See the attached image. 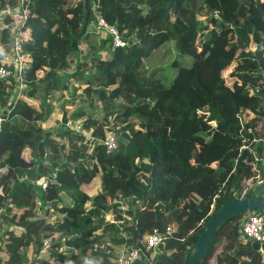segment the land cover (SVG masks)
Instances as JSON below:
<instances>
[{
    "label": "trees",
    "instance_id": "1",
    "mask_svg": "<svg viewBox=\"0 0 264 264\" xmlns=\"http://www.w3.org/2000/svg\"><path fill=\"white\" fill-rule=\"evenodd\" d=\"M19 2L0 0V12ZM27 10L16 101V79H0V264H116L105 237L145 248L155 231L166 236L152 264H183L220 206L264 196V0H30ZM99 16L125 46L92 29ZM16 20L0 16L4 45ZM171 40L193 62L174 60L167 84L141 66ZM71 79L103 111L63 108L62 127H49L52 96ZM108 131L118 141L111 153ZM26 172L46 176V187ZM242 215L215 230L198 264H264V243L241 236Z\"/></svg>",
    "mask_w": 264,
    "mask_h": 264
},
{
    "label": "built area",
    "instance_id": "2",
    "mask_svg": "<svg viewBox=\"0 0 264 264\" xmlns=\"http://www.w3.org/2000/svg\"><path fill=\"white\" fill-rule=\"evenodd\" d=\"M30 0H20L19 4L13 7H8L5 11L0 12V16H5L6 14H15L18 16V20L11 23V33H10V43L4 45L0 43V79L14 77L16 79V89L13 93L12 101H16L24 88L22 70L26 63L23 57V47L26 38L29 36L28 28H24V23L28 17L27 5ZM92 29L101 34L102 36H107L111 34L113 36L114 46H125L126 41L119 34L116 25H110L102 16H99L95 25H92ZM3 108L0 106V129L1 123L3 121ZM65 125L73 129L76 132H83L82 121L80 119L69 118ZM88 136L89 133H87ZM261 140V139H259ZM105 145L107 147V152L111 153L115 150L118 145L116 135L108 131L105 138ZM262 170L264 172V162ZM56 175V173H54ZM259 177L260 189L264 191V178L261 177V171L257 174ZM42 187H46L48 179L43 176L41 179H35ZM3 192L2 186L0 185V194ZM243 197V196H242ZM172 229L170 225L167 229L169 233ZM241 236L244 238L254 239L260 243H264V213L248 210L243 213L242 219L240 221ZM166 232L155 231L153 233H147L144 237L143 244L145 248L136 247L132 245H123L121 250L115 253L113 260L116 264H152L154 257L157 254V249L159 245L165 240ZM45 247L50 245V240L45 239ZM262 252L264 248L261 247ZM40 257L37 256V259ZM25 264H32L27 262Z\"/></svg>",
    "mask_w": 264,
    "mask_h": 264
},
{
    "label": "rangeland",
    "instance_id": "3",
    "mask_svg": "<svg viewBox=\"0 0 264 264\" xmlns=\"http://www.w3.org/2000/svg\"><path fill=\"white\" fill-rule=\"evenodd\" d=\"M108 33V36H112L111 34ZM96 35L91 38L88 42H93ZM103 37H99V39H102ZM86 47L84 48V51L89 47L87 45V42L85 43ZM255 48V46H253ZM82 56V55H81ZM77 59V57H76ZM178 59L179 62H185L187 63H192L193 58L190 55H181L180 51H178L174 40L168 41L165 43L163 46L158 48L157 50L153 51L148 57H146L143 61V64L141 66V71L149 75L151 77H160L165 83L169 84L172 79L174 78L175 74L178 71V65L174 64L173 61ZM77 66V61H73L72 67L70 68L71 70L76 69ZM66 72V73H65ZM226 75L229 74V72H225ZM61 75L64 78V83L70 79L69 77V71H62ZM70 88L72 89H58L54 92V95L52 96L53 102L56 101L55 103V112L61 111L63 108L69 110V114L74 113L75 109H78V107L84 106L86 110L95 113L96 115L101 113L104 108V104L102 101L96 96H87L82 93L81 90L75 91L76 89H79L81 86H75L74 82L70 81L69 83ZM82 94V96L80 95ZM124 102L123 99H119L118 103ZM82 109V108H81ZM98 116V115H97ZM49 123V122H48ZM49 127H53L57 129L58 127H62V124L56 123L54 119H51L50 123L47 124ZM30 152V149L27 148L24 152L25 155H28ZM26 177V176H25ZM262 177V175H261ZM259 180V177H256ZM253 179H251L252 181ZM36 182V181H34ZM259 182V181H258ZM264 186V184H263ZM92 187V186H90ZM140 203V200H138V204ZM89 204L88 206H90ZM243 216V215H242ZM240 218V217H239ZM106 220H112L113 216L107 215L105 217ZM242 217L239 219V223L241 221ZM6 227V226H5ZM3 230H0V237L2 235ZM111 236H115V234L112 232ZM105 244V246L109 247L113 253H117L121 250L123 247L122 244H119L115 242L113 238L110 236L105 237L102 240V244ZM106 248V247H104ZM214 262V259L212 260Z\"/></svg>",
    "mask_w": 264,
    "mask_h": 264
},
{
    "label": "water",
    "instance_id": "4",
    "mask_svg": "<svg viewBox=\"0 0 264 264\" xmlns=\"http://www.w3.org/2000/svg\"><path fill=\"white\" fill-rule=\"evenodd\" d=\"M248 210H264V196H243L220 206L210 216L198 240L187 250L183 264H198L209 250L215 230L228 219L240 216Z\"/></svg>",
    "mask_w": 264,
    "mask_h": 264
},
{
    "label": "crops",
    "instance_id": "5",
    "mask_svg": "<svg viewBox=\"0 0 264 264\" xmlns=\"http://www.w3.org/2000/svg\"><path fill=\"white\" fill-rule=\"evenodd\" d=\"M11 25V24H10ZM1 41V40H0ZM1 43V42H0ZM85 46V43H83V45H81L80 46V48H83ZM0 53H1V49H0ZM78 58H80L81 60L82 59H84V56L82 55H80V57H78ZM60 112L61 111H58V112H55V110L53 111V117L52 118H50V120L48 121L49 123H50V121H51V119H54L55 121H56V118L59 116V114H60ZM48 123V124H49ZM26 176V177H25ZM24 177H25V179H27V180H31L32 182H34L35 181V177L33 176V175H30V174H28V172H26L25 173V175H24Z\"/></svg>",
    "mask_w": 264,
    "mask_h": 264
}]
</instances>
